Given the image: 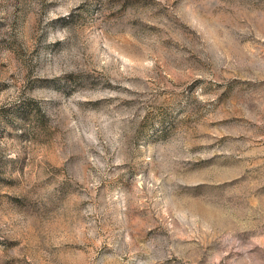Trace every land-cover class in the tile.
Masks as SVG:
<instances>
[{
	"label": "rangeland",
	"instance_id": "1",
	"mask_svg": "<svg viewBox=\"0 0 264 264\" xmlns=\"http://www.w3.org/2000/svg\"><path fill=\"white\" fill-rule=\"evenodd\" d=\"M0 264H264V0H0Z\"/></svg>",
	"mask_w": 264,
	"mask_h": 264
}]
</instances>
